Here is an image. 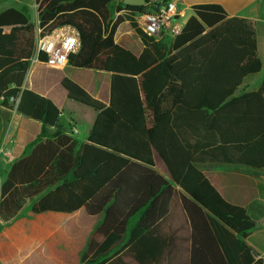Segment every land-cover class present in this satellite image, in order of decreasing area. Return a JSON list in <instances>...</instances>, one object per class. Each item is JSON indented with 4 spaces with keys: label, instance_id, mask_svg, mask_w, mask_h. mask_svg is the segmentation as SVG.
Returning a JSON list of instances; mask_svg holds the SVG:
<instances>
[{
    "label": "trees",
    "instance_id": "trees-1",
    "mask_svg": "<svg viewBox=\"0 0 264 264\" xmlns=\"http://www.w3.org/2000/svg\"><path fill=\"white\" fill-rule=\"evenodd\" d=\"M36 2L38 26L17 9L0 14V120L7 128L17 111L42 124L38 140L11 166L2 186L1 215L6 217L8 210L16 215L21 209L17 199L25 191L17 185L36 181L40 193L60 181H49L48 172L42 177L44 169L67 164L71 180L32 210L75 213L84 208L90 216L103 215L81 258L83 264H131V257L134 264H170L179 208L191 230L188 264L201 261L198 245L207 243L206 229L215 224L239 236L245 248L244 239L256 228V219L225 200L198 165L264 167V81L259 91L235 96L243 80L263 68L255 23L229 17L218 4L196 5L182 32L166 40L170 46L161 56L153 50L160 52L159 43L136 28L134 15L155 11L169 0H146L141 7L124 0ZM113 6L127 16L114 20ZM126 20L150 45L140 56L116 42L117 29ZM66 25L79 31L82 44L67 64L112 76L109 106L73 80L62 81L71 100L97 113L76 157L67 155L64 143L52 140L66 131L61 110L24 87L37 30L45 36ZM47 58L42 53L39 61ZM242 104L260 106L239 108ZM50 127L56 129L51 137ZM161 164L169 179L156 170Z\"/></svg>",
    "mask_w": 264,
    "mask_h": 264
},
{
    "label": "crops",
    "instance_id": "crops-1",
    "mask_svg": "<svg viewBox=\"0 0 264 264\" xmlns=\"http://www.w3.org/2000/svg\"><path fill=\"white\" fill-rule=\"evenodd\" d=\"M153 1L158 2L159 0ZM169 2L177 4L179 19L184 17L189 19L194 14L192 8L196 5L218 4L231 18L253 21L256 27L258 56L263 63V68L258 74L247 76L235 96L240 97L260 90L264 81V0H169ZM9 9L24 12L29 21L38 26L36 0L0 1V14ZM123 13L127 15L125 11L116 12L114 20L123 16ZM127 22L126 20L124 23ZM124 23L117 29L116 42L140 56L143 50L150 45L147 46L143 40H132V36L120 40L119 34ZM9 30L5 28L6 32ZM171 38L165 36L154 40L159 43L161 49L162 45L170 46L166 40H171ZM153 50L161 56L167 53V50L161 49L160 52L155 48ZM65 78L73 80L93 97L109 106L112 76L105 71L76 68L70 64L63 67H52L46 62L39 61L30 67L24 87L49 98L61 110L62 123L66 131L63 136L52 137V140L55 143L58 141L64 143L62 148L67 155L76 157L81 155V149L87 143L97 113L68 97V92L62 85ZM249 106L258 107L260 105ZM249 106L242 104L238 107L243 109ZM2 125L3 121L0 120V264H83L81 258L86 251L90 236L102 221L103 215L90 216L84 208L75 213L54 211L35 213L32 210V206L45 195L55 191L67 180H71L72 169H69L67 164L60 166L59 169L56 166H47L44 169L42 177H45L48 172L49 181L55 179H60V181L40 193H36L39 190L36 181L17 185L20 192L25 191L24 196L17 199L22 204L21 209L15 213L16 215H12L14 214L12 210L4 212L6 217L1 215V204L4 200L2 186L11 166L16 160L24 157L27 147L34 144L42 132L41 122L27 118L17 111L13 113L11 122L6 128L7 131L13 130V136L8 132L3 134L1 127L4 125ZM55 131L54 127L49 128L50 137L54 136ZM28 152L31 154L33 149ZM198 167L225 200L247 209L248 213L256 219L257 226L251 235L244 239L245 248L240 244L239 236L230 235L216 224L213 228L206 229L204 235L207 243H204L203 247L198 245L203 256L197 263L250 264V262L254 263L261 259L264 261V167L255 168L240 164L217 165V163L210 162H204ZM156 170L164 178L169 179V174L163 164ZM180 209L181 214L174 218L177 240L173 247L174 255L170 264H188L191 230ZM132 222L135 223V219ZM130 263H135L133 257ZM162 264L169 263L162 262Z\"/></svg>",
    "mask_w": 264,
    "mask_h": 264
},
{
    "label": "built area",
    "instance_id": "built-area-1",
    "mask_svg": "<svg viewBox=\"0 0 264 264\" xmlns=\"http://www.w3.org/2000/svg\"><path fill=\"white\" fill-rule=\"evenodd\" d=\"M179 8L175 2H168L155 11H145L134 15L138 28L147 36L162 39L165 36L175 37L182 32L179 23ZM79 31L70 25L55 29L50 34L41 36L37 30V41L32 64L39 62L40 55L48 56L46 63L52 67L67 65L69 57L81 48Z\"/></svg>",
    "mask_w": 264,
    "mask_h": 264
},
{
    "label": "rangeland",
    "instance_id": "rangeland-1",
    "mask_svg": "<svg viewBox=\"0 0 264 264\" xmlns=\"http://www.w3.org/2000/svg\"><path fill=\"white\" fill-rule=\"evenodd\" d=\"M160 1V0H159ZM112 10H113V15L116 13L115 11H116V7L115 6H113L112 7ZM123 16L125 17V16H127V15H125V13H123ZM186 20H188L187 19V17H184V18H180L179 19V23L181 24V25H184L185 24V21ZM128 21V20H127ZM136 28L138 29V30H140L139 28H138V26H137V24H136ZM133 25H132V23L130 22V21H128L127 23H124L122 26H121V31H120V34H119V38H120V40H122V38H124V37H127V36H132V40H142V36L138 33V31H137V29H136ZM153 40H154V38H153ZM162 41V40H161ZM160 42V41H159ZM165 44V43H164ZM168 45L166 46V45H162V47H161V49L162 50H168ZM15 112V111H14ZM13 112V113H14ZM3 126V125H2ZM3 128V130L1 131L3 134L4 133H9V134H11V136H13V130H9V131H7V129L3 126V127H1V129Z\"/></svg>",
    "mask_w": 264,
    "mask_h": 264
},
{
    "label": "water",
    "instance_id": "water-1",
    "mask_svg": "<svg viewBox=\"0 0 264 264\" xmlns=\"http://www.w3.org/2000/svg\"><path fill=\"white\" fill-rule=\"evenodd\" d=\"M126 5L141 7L146 5V0H124Z\"/></svg>",
    "mask_w": 264,
    "mask_h": 264
}]
</instances>
